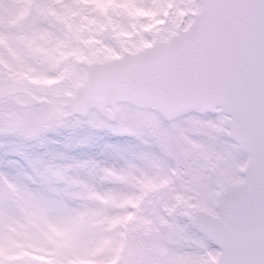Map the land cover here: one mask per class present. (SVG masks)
<instances>
[{
	"label": "snow or ice",
	"instance_id": "obj_1",
	"mask_svg": "<svg viewBox=\"0 0 264 264\" xmlns=\"http://www.w3.org/2000/svg\"><path fill=\"white\" fill-rule=\"evenodd\" d=\"M0 264H264V0H0Z\"/></svg>",
	"mask_w": 264,
	"mask_h": 264
}]
</instances>
